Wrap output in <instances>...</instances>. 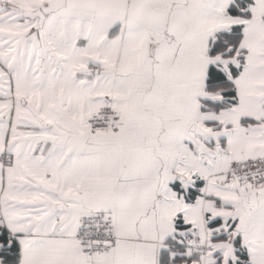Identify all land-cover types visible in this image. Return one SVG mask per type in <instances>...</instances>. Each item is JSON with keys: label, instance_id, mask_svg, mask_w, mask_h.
<instances>
[{"label": "snow or ice", "instance_id": "6c2138e0", "mask_svg": "<svg viewBox=\"0 0 264 264\" xmlns=\"http://www.w3.org/2000/svg\"><path fill=\"white\" fill-rule=\"evenodd\" d=\"M0 264H264V0H0Z\"/></svg>", "mask_w": 264, "mask_h": 264}]
</instances>
